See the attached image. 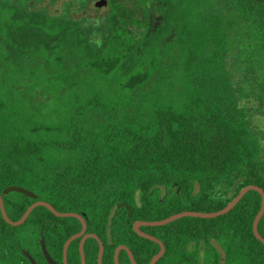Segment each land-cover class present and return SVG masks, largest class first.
<instances>
[{
  "label": "trees",
  "instance_id": "1",
  "mask_svg": "<svg viewBox=\"0 0 264 264\" xmlns=\"http://www.w3.org/2000/svg\"><path fill=\"white\" fill-rule=\"evenodd\" d=\"M96 1L0 0V194L14 220L37 200L83 214L103 264L121 244L148 264L160 246L136 220L216 211L246 185L264 189L252 105L264 106V0ZM261 201L251 189L219 216L140 228L165 245L155 264H189V241L198 263L264 264ZM12 227L0 210L1 244ZM16 227L35 229L41 257L44 239L63 264L82 224L38 205ZM79 242L68 264H81ZM84 252L98 264L96 239ZM119 263L132 264L124 249Z\"/></svg>",
  "mask_w": 264,
  "mask_h": 264
},
{
  "label": "water",
  "instance_id": "2",
  "mask_svg": "<svg viewBox=\"0 0 264 264\" xmlns=\"http://www.w3.org/2000/svg\"><path fill=\"white\" fill-rule=\"evenodd\" d=\"M108 0H97L95 2L96 6L100 7V8H104L107 6ZM256 190L261 194L262 197V201H261V207L259 209V211L257 212L254 221H253V232L255 234V236L264 244V237L261 235V233L258 230V223L262 217V215L264 214V189L256 184H249L246 185L244 187L241 188V190L239 191V193L223 208L216 210V211H200V210H184L175 214H172L166 218L163 219H158V220H136L133 228L134 230L141 236L149 238L151 240L156 241L159 246L160 249L159 251L153 255V257L151 258L150 262L148 264H155L157 262V260L163 255V253L165 252V245L164 243L157 238L155 235L149 234L145 231H143L140 227L142 225H162V224H166L168 222H171L175 219L184 217V216H195V217H205V218H211V217H216L219 216L221 214L227 213L230 209H232L238 202L239 200L242 198V196L248 191V190ZM38 205H43L48 207L55 215L57 216H74L76 218H78L81 221L82 227L81 230L73 235H71L65 242L64 245V263L68 264L67 262V251H68V247L71 243V241H73L75 238L81 236V240L79 243V250H80V256H81V264H86V257H85V252H84V243L86 241V239L88 237H94L95 239H97L98 243H99V252H98V264H103L102 263V256H103V252H104V244L102 239L95 233L92 232H86V221L85 218L83 216V214L77 213V212H73V211H59L57 210L51 203H49L48 201H44V200H37L33 203H31L27 209L25 210V212L23 213V215L21 216L20 219L18 220H12L6 213L3 201H2V196L0 194V206H1V210H2V214L4 219L9 222L12 225H18L21 224L25 221V219L28 217V215L30 214V212L33 210L34 207L38 206ZM42 244V249L43 252L47 258V260L51 263V264H56V262L54 261V259L51 257L49 251L47 250L46 244L44 239H42L41 241ZM124 249L128 252L130 260L132 262V264H138L137 261L134 258V255L131 251V249L124 245H118L115 249V253H114V260H115V264H120L119 263V253L120 251ZM33 264H37L36 261L34 259H32Z\"/></svg>",
  "mask_w": 264,
  "mask_h": 264
},
{
  "label": "flooded vegetation",
  "instance_id": "3",
  "mask_svg": "<svg viewBox=\"0 0 264 264\" xmlns=\"http://www.w3.org/2000/svg\"><path fill=\"white\" fill-rule=\"evenodd\" d=\"M100 8V7H99ZM2 196V195H1ZM2 201L4 204V199L2 197ZM5 207V206H4ZM0 210H1V206H0ZM6 210V209H5ZM7 213V212H6ZM1 214H2V210H1ZM3 216V214H2ZM4 218V217H3ZM21 218V217H20ZM18 218V219H20ZM16 219V220H18ZM14 220V219H12ZM6 221V220H5ZM7 222V221H6ZM9 223V222H8ZM10 224V223H9ZM22 224V223H21ZM12 225V224H11ZM20 225V224H18ZM18 225H12L13 227L9 229L10 233L5 235L4 234V240L6 242H3L1 244V239H0V264H28V261L33 264L32 259H34L36 261L37 264H39L36 260V257H40L41 259V263L40 264H51L42 249V244L40 245L42 253H43V257H41L40 253H39V247L36 244V232L35 229H30V230H25L24 232L22 231L21 228H18L16 226ZM53 226H57V223H52ZM59 230V229H58ZM61 230V229H60ZM61 233H58L57 236L55 238H51V247L53 248V250H58V248L60 247V240L62 239V237H64L67 234V229L65 227L62 228ZM79 232V231H78ZM93 233V232H92ZM96 234V233H95ZM151 234V233H149ZM154 235V234H152ZM99 236V235H98ZM141 236V235H140ZM70 237V236H69ZM68 237V238H69ZM143 237V236H142ZM67 238V239H68ZM80 238L81 240V236L77 237ZM88 238H94V237H88ZM87 238V239H88ZM146 238V237H145ZM66 239V240H67ZM76 239V238H75ZM86 239V240H87ZM95 239V238H94ZM63 244V254H62V262L64 263V245L65 242ZM97 240V239H96ZM42 241V239H41ZM154 241V240H153ZM156 242V241H155ZM80 243V242H79ZM186 249H188L189 251H191V262L189 264H212V262L210 261L209 263L207 262H200L198 263L196 260V249H197V245L194 241H189L186 243V245L184 246ZM160 249V248H159ZM48 250V249H47ZM49 251V250H48ZM159 251V250H158ZM51 257L54 259V261L56 262V264H61L60 259L58 258L59 255L58 254H54L52 252H50ZM115 253V252H114ZM128 253V252H127ZM133 253V252H132ZM129 255V254H128ZM153 257V256H152ZM130 258V257H129ZM115 261V260H114ZM180 264H187L186 262L184 263H180Z\"/></svg>",
  "mask_w": 264,
  "mask_h": 264
},
{
  "label": "rangeland",
  "instance_id": "4",
  "mask_svg": "<svg viewBox=\"0 0 264 264\" xmlns=\"http://www.w3.org/2000/svg\"><path fill=\"white\" fill-rule=\"evenodd\" d=\"M255 104L252 103L254 106V112L256 113V119L258 124L264 129V106H259L256 104L257 102L254 101Z\"/></svg>",
  "mask_w": 264,
  "mask_h": 264
}]
</instances>
